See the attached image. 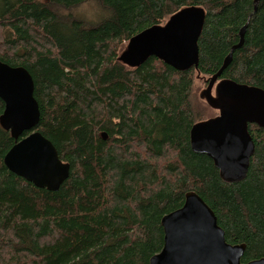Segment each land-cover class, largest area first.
Returning <instances> with one entry per match:
<instances>
[{
	"label": "trees",
	"instance_id": "1",
	"mask_svg": "<svg viewBox=\"0 0 264 264\" xmlns=\"http://www.w3.org/2000/svg\"><path fill=\"white\" fill-rule=\"evenodd\" d=\"M84 4L103 17L76 15ZM185 7L205 12L197 68L119 59L132 36ZM246 23L219 79L264 90V0H0V60L29 71L35 129L70 164L57 191L34 186L4 166L14 139L0 126V264H149L163 245L161 218L189 191L228 243L245 244L241 261L264 257V128L248 124L254 153L233 182L189 139L203 120L195 76L219 69Z\"/></svg>",
	"mask_w": 264,
	"mask_h": 264
},
{
	"label": "water",
	"instance_id": "2",
	"mask_svg": "<svg viewBox=\"0 0 264 264\" xmlns=\"http://www.w3.org/2000/svg\"><path fill=\"white\" fill-rule=\"evenodd\" d=\"M259 1L254 0L255 8ZM204 18L200 7L182 8L164 24L151 25L132 36L119 59L137 66L156 56L178 70L197 68L198 39ZM247 24L240 29L239 42L231 47L222 65L205 80L207 85L201 95L219 113L194 123L189 132L191 149L211 158L220 177L227 182L243 179L248 171L255 149L248 123L264 128V90L219 79L231 62L233 49L242 46ZM34 87L25 67L0 60V99L4 103L0 126L14 139L3 162L10 172L34 186L57 191L69 176L70 164L62 161L52 141L35 129L40 111ZM221 92L237 100L254 97L257 109L242 111L226 96L221 98ZM160 223L163 245L150 257L149 264H264V257L241 262L245 244L226 241L214 211L196 192H187L183 204L163 215Z\"/></svg>",
	"mask_w": 264,
	"mask_h": 264
},
{
	"label": "rangeland",
	"instance_id": "3",
	"mask_svg": "<svg viewBox=\"0 0 264 264\" xmlns=\"http://www.w3.org/2000/svg\"><path fill=\"white\" fill-rule=\"evenodd\" d=\"M74 12L76 13V15L77 14L81 15L82 16L81 18L84 17L85 19L93 22H96L103 17V12L97 9L96 6H93L91 4H84L81 7L77 8ZM197 76H195L194 86L192 90L193 104L196 108L199 109L202 118L207 119L213 116L214 114H216L215 113L216 110L211 108L201 95L202 91L205 89L207 85V81H205L207 80V78L201 77L199 75ZM217 84L218 82L216 81L212 89L213 96L215 95V89Z\"/></svg>",
	"mask_w": 264,
	"mask_h": 264
},
{
	"label": "flooded vegetation",
	"instance_id": "4",
	"mask_svg": "<svg viewBox=\"0 0 264 264\" xmlns=\"http://www.w3.org/2000/svg\"><path fill=\"white\" fill-rule=\"evenodd\" d=\"M220 94H222V92ZM225 96H226V94H222V96H220V97L221 98H224ZM226 99L229 100L230 102H233L237 106V108L240 109V110H242V111H244V110H250V109H254V108L257 109L255 107L256 103L254 102V100H255L254 97L247 98V99L244 98L242 100H237L233 96H226ZM214 110H216L215 111L216 114H214L213 116H216L219 113V111H218V109H214ZM213 116H211V117H213ZM256 259H258V258H256ZM252 260H254V259H251L249 261H252ZM241 262H243V261H241ZM246 262H248V261H246Z\"/></svg>",
	"mask_w": 264,
	"mask_h": 264
},
{
	"label": "bare ground",
	"instance_id": "5",
	"mask_svg": "<svg viewBox=\"0 0 264 264\" xmlns=\"http://www.w3.org/2000/svg\"><path fill=\"white\" fill-rule=\"evenodd\" d=\"M251 135V134H250ZM5 166V165H4Z\"/></svg>",
	"mask_w": 264,
	"mask_h": 264
}]
</instances>
